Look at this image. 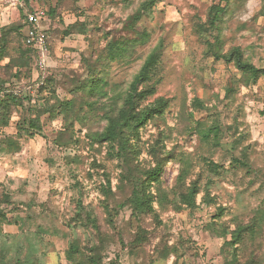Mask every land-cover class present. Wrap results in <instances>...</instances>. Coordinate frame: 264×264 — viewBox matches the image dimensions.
Returning a JSON list of instances; mask_svg holds the SVG:
<instances>
[{
	"label": "rangeland",
	"instance_id": "obj_1",
	"mask_svg": "<svg viewBox=\"0 0 264 264\" xmlns=\"http://www.w3.org/2000/svg\"><path fill=\"white\" fill-rule=\"evenodd\" d=\"M145 1L33 0L32 8L37 7L41 17L39 28L47 51L52 58L61 61L54 68H45L42 77L37 75L39 67L33 69L32 61L23 55L26 49L19 33H9L5 57L10 49L17 52V57L15 63L7 60L3 69L11 73V78L16 71L20 73L15 86L19 85L17 88L22 94L18 96L21 105L13 111L9 126L0 129V155L9 160L26 158L25 163L31 165L32 171L30 174L24 164L15 167L0 164V194L9 197V202L2 205L6 222L0 229V264H69L65 251L73 241H78L83 249L97 246L101 264H129V261L155 264L153 257L167 259L170 255L176 257L172 264H264V167L261 166L264 151L261 140L253 138L251 130L241 132L243 125L239 124V115L243 101L235 105V77L227 75L234 66L218 58L239 48L249 63L263 69L257 67L259 44L247 43L248 37L236 43V36H225L226 26L234 20L236 0L227 3L155 0L150 12L131 26L130 19ZM213 7L220 11L215 20ZM31 10L24 6H16L15 11L0 9V36L2 28L23 24L20 12L25 15ZM252 19L255 23H264L261 13ZM234 31L239 35L248 29L239 26ZM143 33L148 38L142 43L138 37ZM109 43L129 46L119 58L100 61ZM153 52L160 56L156 69L160 83L143 105L163 97L169 100V106L162 117L149 121L139 130L137 161L146 165L147 157L155 150L144 151L148 142L143 137L148 135V125L175 114L187 124V135L198 138L202 151L205 147L218 149L222 139L230 140L226 149L231 157L228 170L233 175L243 173L240 178L243 199H238L234 208L215 197H211L210 205L204 201L208 193L203 197L200 194L202 174H197L195 180L185 179L187 189L195 184L198 190L192 208L204 203L216 209L206 214L207 221L198 231L187 235L183 234L182 221L180 233L171 231L175 226L171 221L176 217L157 212L154 204V215L139 216L132 212L126 203L130 187L121 182L123 172L120 179L114 181L108 171L113 161L118 160L110 158L106 146H98L91 138L93 133L102 131L104 113L113 105L120 106L133 78ZM23 64L26 67L23 68ZM22 79L32 83L20 84ZM46 79L49 83L43 87ZM250 85L254 92H259L264 88V77ZM41 87L43 90L39 91ZM40 100L44 101L42 105ZM224 101L235 105L234 131L231 125L227 128L221 125L218 104ZM259 102V97L254 96L252 104L247 106L246 120L264 117V108L257 112L254 107ZM63 103L67 104L66 113L61 110ZM18 114H21L19 119ZM35 116L39 118L40 131L33 136L17 137L18 124L23 126ZM249 128L253 125L249 124ZM25 137L27 150L20 146ZM200 160L210 174H223V161L218 163L204 155ZM149 169L152 168L136 165L139 175H142L140 171ZM97 180L103 183L95 184ZM208 183L211 185L212 181ZM88 184H95V190L89 189L86 197ZM102 187L107 196L102 194ZM150 191L158 195L152 187ZM182 191L161 193L166 196L162 207L177 201ZM218 208L223 209L222 214ZM173 211L180 216L183 209L176 204ZM253 221H256L254 234H245L241 242L233 244L231 232L238 225ZM162 227L166 231L160 237L158 230ZM141 231L144 241L136 245L135 239ZM173 235L180 236L176 245L166 244ZM157 241L165 243L162 250L158 251ZM153 244L155 248L151 247Z\"/></svg>",
	"mask_w": 264,
	"mask_h": 264
},
{
	"label": "clouds",
	"instance_id": "obj_2",
	"mask_svg": "<svg viewBox=\"0 0 264 264\" xmlns=\"http://www.w3.org/2000/svg\"><path fill=\"white\" fill-rule=\"evenodd\" d=\"M20 5L23 7L21 0H0V9H12L15 11L16 6ZM264 0H236V8L234 10V20L230 21L226 26L225 36H236V43H241L242 37H248L247 43L251 44L257 42L259 48L257 52V67H264V59H260L261 56H264V23H255L253 22V16L257 13L264 15ZM27 9H25V12ZM239 26L246 27L247 32H241L239 35L235 33V29ZM41 39H43L41 37ZM36 48L38 52L33 55L32 65L33 69H36L39 65L40 71L37 75L41 77L44 75V69L49 67H56L61 63L60 60L52 58L51 54L48 51L41 47L40 43L37 42ZM17 52L10 49L9 53L3 59H0V78L4 79L9 83L15 84L11 78L10 72H5L3 65L7 60H12L13 63L16 62ZM256 62V61H253ZM21 72H26V69H20ZM207 75L210 77V71L207 72ZM229 77H235V83L233 86L237 90V95L235 97V105H240L243 101V111L239 115V124L243 125L241 132L252 131L253 138L261 140V150L264 151V117L255 116L254 118L249 117L248 120L245 119L248 116L247 106L252 104L253 98L259 97V104L254 105L256 111L264 108V88H261V85H257V88H261L259 92H254L253 87L249 84L246 85L241 80V73L236 71L234 67H231L227 73ZM30 80H21L20 84H31ZM19 87V85H17ZM33 103H36V100H33ZM44 103L43 100H40V104ZM213 103H218L213 101ZM228 105V107H225ZM235 105L231 101H224L219 103L220 108V119L222 127L227 128L229 125L232 126L233 131L236 127V122L233 120V117L236 116ZM178 111V110H177ZM190 111V109H189ZM21 114L17 115V118H20ZM227 116V119L224 117ZM107 121H105V124ZM211 123V122H209ZM249 124L253 125V128H249ZM14 127V126H13ZM187 124L182 120L178 119L175 114L171 116H165L163 120H158L153 124L148 125V135L144 136L143 139L148 142L147 147L144 149L145 152L148 151V148H154V152L147 157L148 163L146 165L141 164L140 161L132 163L130 160L127 161H113L112 165L109 167L108 171L111 173V178L114 181L120 179V173L123 172L124 175H128L129 170L136 174V178L140 181L141 185L144 184L150 185L152 190L158 193L156 200L154 201V207L157 212H166L169 217L175 216L176 219L171 221L175 225L171 231L174 233H180L181 229L179 223L182 221L184 224V235L188 233L196 232L199 230L200 226L207 221V215L214 212L215 206L207 207L204 203H201L199 207L188 208L185 205H181L183 209L182 214L177 216L173 211V207L176 204H179V201H174L172 204H168L166 207H162L159 203V194L160 193H172L179 192L181 190L187 191V187L184 186L185 179L195 180L197 174H202V180L200 182V194L205 196L208 193V199L215 197L219 200L220 203H227L232 205L233 208L236 206V201L238 199H243L241 196L242 191V182L241 176L243 173L233 175V173L228 170V164L230 163L231 157L227 155L226 149L231 143L227 138L221 140V147L218 149H210L205 147L204 150H201V145L199 144L198 138L193 135L189 137L185 128ZM231 136V133L227 134ZM15 138V136H13ZM234 138V137H233ZM158 141V142H157ZM155 142V143H154ZM20 146L27 150V138L20 141ZM47 147V146H46ZM172 153V155H169ZM71 154V153H69ZM209 156L211 159H216L218 163L223 161L224 169L222 175L210 174L206 169V166L201 163L200 157ZM25 159L21 160H9L7 156L0 155V164L10 165L15 167L17 164H24L25 167L29 169L31 174V165L25 163ZM157 163L160 166V172L158 175H139L136 172V165L140 164V167L154 168ZM119 164L120 168L117 169L116 165ZM264 167V165H261ZM159 181V183H157ZM209 181H212L209 185ZM103 183L102 180H97L95 184ZM95 184H88L85 188V194L87 197L88 190H95ZM115 191V189H114ZM172 197L169 196V200ZM227 215V213H226ZM186 217V219H184ZM203 217V219H201ZM166 230L162 227L158 230V235L160 237L164 236ZM180 238L179 235H173L171 239L165 241L166 244L176 245L177 240ZM159 243V250H162L165 246V243ZM151 247L155 248L156 245L153 244ZM171 251V249H170ZM155 264H172L173 260L176 259L174 256H169L167 259H159L153 257ZM129 264H132L129 261Z\"/></svg>",
	"mask_w": 264,
	"mask_h": 264
},
{
	"label": "trees",
	"instance_id": "obj_3",
	"mask_svg": "<svg viewBox=\"0 0 264 264\" xmlns=\"http://www.w3.org/2000/svg\"><path fill=\"white\" fill-rule=\"evenodd\" d=\"M218 1L220 3H227L229 0ZM21 2L24 4V7H31L32 9L25 15L21 14L20 12L21 19L25 21L26 15L37 13L38 8H32L33 0H21ZM154 3L155 0H147L142 3L140 9L130 19L129 24L131 26L134 25L144 13H149ZM213 9L215 20L220 11L215 7H213ZM49 12L51 13V10H49ZM25 27L26 26L23 22V24L10 25L1 29L0 59L5 57L9 33L17 32L19 33L21 42L26 49L23 51V55L25 58L28 56L29 61H32L33 55L38 51L34 46H30L25 43ZM147 38L148 35L143 33L140 35V37H138V40L143 43ZM122 45L123 46L117 47L114 43H109L106 46V50H104V54L100 55V61L115 57L119 58L124 54L123 52L127 50V47L129 46V44ZM218 58L224 60L226 63H232L236 70L242 74L241 80L246 85L255 82L260 77H264V68L259 69L254 67L247 61L246 58H244L239 48H233L228 53L218 56ZM159 60L160 56L157 52H153L146 58L139 72L130 83L128 90L121 98L120 106L117 108L115 105L110 107L109 111L104 113V118L107 123L103 127L102 131L93 133L91 135L93 142L98 146H106L107 155L112 159H116L118 161L130 160L135 164L140 154V146L138 144L140 140L139 130L142 129L149 121L162 117L169 106V100L163 97L156 98L152 102L143 105L150 97L155 94L156 86L160 83V79L156 76V69L159 64ZM22 66L23 68L26 67L25 64ZM5 70H8V67H6ZM18 75H20V73L16 71L12 79L16 81L15 79H17ZM46 82L49 83V79L44 81V85L42 84L43 87L45 86ZM7 85L11 86L13 83H9L0 78V90H3ZM43 87H41L39 91H42ZM19 99L20 98L18 96L13 95L12 93H6L3 98L0 99V129L9 126L13 111L17 106L21 105ZM66 105L67 104L63 103V107L61 109L64 113L67 111ZM48 111L54 113L55 110ZM16 130L17 137L24 135L33 136L37 131H40V121L38 116H35L32 119L30 118L23 124V126H19L18 124ZM59 144L60 143H58V145ZM211 167L215 168L216 166L211 165ZM159 172L160 166L157 163L156 167L147 171H140V174L142 173V175L152 176L158 175ZM121 182L122 184L129 185L130 187V195L126 203L131 207L132 212L139 216L149 214L154 215L153 204L155 197L157 198V194L151 193V186L147 184L142 186L136 176L132 175L131 170H129L128 175H122ZM157 183H159V181H157ZM101 191L104 196H107L105 187H102ZM197 191L196 185L192 184L191 188L187 189V191L180 192L177 195V200L179 201L177 207L180 208L181 205H185L188 208L194 207ZM165 198L166 196H162L161 193L159 194V203L161 206L163 205L162 201L165 200ZM204 201L209 205L212 203V199L207 198ZM8 202V195L1 193L0 229L1 225L6 222V216L2 209V205ZM218 210L222 214L223 209L218 208ZM255 222L256 221H253L248 225H238L231 232L233 244L241 242L245 234H250L252 236L255 232ZM144 238V233L141 231L135 239V244L139 245L144 241ZM65 259L69 264H101L100 252L97 249V246L83 249L78 241H73L69 244L67 250L65 251Z\"/></svg>",
	"mask_w": 264,
	"mask_h": 264
},
{
	"label": "built area",
	"instance_id": "obj_4",
	"mask_svg": "<svg viewBox=\"0 0 264 264\" xmlns=\"http://www.w3.org/2000/svg\"><path fill=\"white\" fill-rule=\"evenodd\" d=\"M22 5L24 6L23 3ZM17 6H20V5H17ZM40 20H41V17L37 13H31V14L26 15V19L24 21V24L26 26L25 27V43L27 45L34 46L36 48V44L37 42H39L41 47L47 50L45 37L39 28ZM41 37L43 39H41ZM15 85L16 83L11 86L7 85L4 87L3 90H0V99L3 98V96L6 93H12L15 96H19L20 94H22V91L19 88H17Z\"/></svg>",
	"mask_w": 264,
	"mask_h": 264
}]
</instances>
